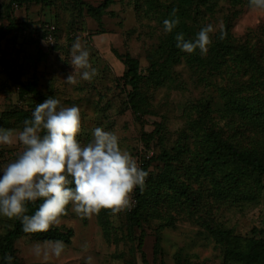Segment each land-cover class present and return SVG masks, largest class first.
I'll use <instances>...</instances> for the list:
<instances>
[{"label": "rangeland", "instance_id": "1", "mask_svg": "<svg viewBox=\"0 0 264 264\" xmlns=\"http://www.w3.org/2000/svg\"><path fill=\"white\" fill-rule=\"evenodd\" d=\"M8 1L0 0L1 27L7 24ZM101 1L54 0L48 6L31 3L13 8L17 29H12L1 42L4 50L1 63L5 61L6 65L21 68L22 80L35 78L44 101L52 97L64 106H78L82 119L78 139L82 143L92 139L95 127H103L114 131L120 137L121 147L139 162L146 144L153 147L147 156L176 144L181 131L191 119L197 118L198 102L208 101L220 111L222 101L213 76L194 72L181 63L172 68L164 84L150 89V107L136 120L127 105L125 89L117 80L124 69L117 54L129 53L136 57L144 72L146 55L164 35L165 19L178 17L179 24L169 33L175 36L183 33L184 37L196 38V17L203 26L212 24L213 33L229 23L230 35L235 41H243L259 36L264 13L252 10L249 2L229 6L224 0L206 10L198 5V0H114L98 19L83 10L82 3L97 6ZM152 1L154 5L170 3L171 9L146 13L144 8ZM173 9L177 10L176 17L171 15ZM46 24L53 28L46 32L51 35V41L46 39ZM77 38L88 50L90 64L97 75L90 82L79 80L73 86L64 80L74 71L70 64L71 48ZM25 105L17 99L13 85L0 67V126L22 130V124L16 122V112ZM211 115L214 122L226 128L220 114L213 111ZM190 147L191 151L195 150V145ZM20 150L18 144L0 146V170L14 161ZM196 153H187V161ZM162 165L157 159L147 165L152 180ZM178 175L193 189L187 197L177 194L171 197L172 189L166 185L160 187L165 190L166 199L153 203L152 197L147 211L133 219L130 212L137 203L134 197L131 210L115 216L102 210L90 219L81 218L69 205L61 224L52 228L64 235L58 239L65 243L59 258L44 261L34 256L32 248L37 244L43 246L50 239L28 233L14 241L15 255L26 264H88V257L92 258L91 264H244L234 260L231 253L244 251L251 237H264V177L253 188V195L245 187L238 195L227 196L224 183L214 188L209 177L196 181L190 173L184 174L182 167ZM151 186L154 188L153 182ZM11 224L12 219L0 215V237Z\"/></svg>", "mask_w": 264, "mask_h": 264}, {"label": "trees", "instance_id": "2", "mask_svg": "<svg viewBox=\"0 0 264 264\" xmlns=\"http://www.w3.org/2000/svg\"><path fill=\"white\" fill-rule=\"evenodd\" d=\"M113 1L102 0L97 6L82 3L83 10L89 16L98 19ZM217 1L219 0H198V5L206 10L210 8L209 6H216ZM224 1L229 6L249 2V0ZM53 2L54 0H9L5 7L7 24L4 27L0 26V67L4 69L13 85L17 99L26 104L16 112V122L22 126L24 120L31 118L36 104L42 103L45 96L35 78L22 80L21 68L6 65L5 61L1 63L4 54L1 42L12 29H17L13 8L31 3L48 6ZM160 9L170 10L171 5L170 3L154 5L152 1L151 5L144 8L146 13L153 14ZM194 23L198 32L204 27L196 17ZM46 28L45 33L51 30L48 25ZM223 28L227 33L226 38L219 39L220 30L211 34L212 43L206 55H202L199 49L191 54L181 51L176 47L175 35L164 30L159 44L146 55L147 66L144 72L141 71L136 57L129 53L117 54L124 66L117 80L121 81L122 88L125 89L127 105L136 120L150 107V89L164 84L166 79L170 78L172 68L181 63L194 72L213 76L216 80L217 94L222 101L220 111L213 108L208 101L198 102L195 105L197 118L191 119L190 124L183 128L180 133L182 135L174 146L162 150L159 154L152 153L151 156H147L153 147L145 145V150L139 155L140 166L147 171V165L153 159L162 161L163 165L153 180L149 175L146 177L142 192L139 187L135 189L133 197L137 203L130 212L131 219L147 211L148 201L152 197L155 198L153 203H160L166 199L167 194H164L165 190L160 187L166 185V188L172 189L171 197L175 194L187 197L188 193L193 191L190 183L179 177L178 171L181 167L184 174L190 173L196 181L209 177V183H212L214 188H220L218 185L224 183L223 188L227 196L229 193L238 195L245 187L253 195V188L257 187V183L264 177V25L260 28L259 36L243 41H235L230 35L229 23ZM14 35L15 33L11 34V37ZM194 39L185 37V40ZM1 64H5L6 67L3 68ZM215 76H218V79ZM213 111L225 119L226 128L211 119ZM191 145H195L194 151L190 150ZM190 152L197 153L187 161L186 155ZM151 182L154 183V188ZM41 202L40 200L35 203L28 202L26 214H34ZM23 234L21 221L13 218L11 226L0 237V264H9L5 259L6 255L12 257L11 264H26L16 257L14 250V241ZM33 235L50 240H58L64 236L57 229ZM231 257L244 264H264V237H251L247 241L246 249L233 251Z\"/></svg>", "mask_w": 264, "mask_h": 264}, {"label": "clouds", "instance_id": "3", "mask_svg": "<svg viewBox=\"0 0 264 264\" xmlns=\"http://www.w3.org/2000/svg\"><path fill=\"white\" fill-rule=\"evenodd\" d=\"M249 7L264 13V0H249ZM176 12L173 9L172 17H176ZM163 24L165 32L171 33L179 19H165ZM213 32V25L208 24L194 40H185L184 34L179 33L175 36L176 47L189 54L199 49L206 55ZM226 35L221 25L219 39L224 40ZM89 55L77 38L71 48L70 64L74 71L64 80L68 85L74 86L79 80L90 82L97 75ZM81 129L80 108L64 106L52 97L36 104L22 130L0 128V146L21 147L15 160L0 170V215L19 219L24 233H47L58 227L61 218L68 214L69 205L77 216L89 219L102 210L113 216L129 211L134 206L135 189L144 190L148 171L129 150L121 147L120 137L114 131L95 127L92 139L82 143L78 139ZM38 200L42 201L38 210L27 215V203ZM83 247L86 249L87 245ZM64 249V241L49 240L43 246L35 245L31 251L48 261L51 257L59 258ZM5 259L11 264L10 255ZM91 262L88 257V264Z\"/></svg>", "mask_w": 264, "mask_h": 264}, {"label": "built area", "instance_id": "4", "mask_svg": "<svg viewBox=\"0 0 264 264\" xmlns=\"http://www.w3.org/2000/svg\"><path fill=\"white\" fill-rule=\"evenodd\" d=\"M50 29H53L52 27H50ZM47 40L51 41L52 40V37L51 35H47ZM133 201H134V205H135V199L133 198Z\"/></svg>", "mask_w": 264, "mask_h": 264}]
</instances>
